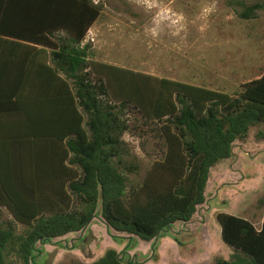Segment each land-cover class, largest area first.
I'll use <instances>...</instances> for the list:
<instances>
[{
    "label": "trees",
    "instance_id": "16d2710c",
    "mask_svg": "<svg viewBox=\"0 0 264 264\" xmlns=\"http://www.w3.org/2000/svg\"><path fill=\"white\" fill-rule=\"evenodd\" d=\"M261 10L264 2L244 6L240 17L251 20ZM103 11L95 0H17L13 11L5 9L0 40L52 50L48 97L67 111V129L62 136L22 138L20 155L34 159L0 160V213L12 216L0 214V264H38L43 246L84 231L96 218L110 235L130 236L127 251L153 242L157 255L155 241L172 237L171 229L191 222L206 203L212 168L264 125V74L231 95L97 61L87 37ZM19 83L23 97L28 82ZM39 102L45 106L43 97ZM128 109L157 125L165 147L140 180L132 179L141 168L128 158L124 140ZM217 221L238 256L215 264H264V221L261 229L226 213ZM93 264L145 263L110 249Z\"/></svg>",
    "mask_w": 264,
    "mask_h": 264
},
{
    "label": "rangeland",
    "instance_id": "374dc122",
    "mask_svg": "<svg viewBox=\"0 0 264 264\" xmlns=\"http://www.w3.org/2000/svg\"><path fill=\"white\" fill-rule=\"evenodd\" d=\"M95 2H103L104 11L90 30L87 43L93 46L99 62L231 95L264 74V10L251 20L240 17L244 6L264 0ZM125 117L131 124L124 136L128 158L141 168L132 179L140 180L163 156L164 142L155 123L147 122L133 109H128ZM220 213L245 218L257 229L262 227L264 125L253 127L246 140L234 144L233 156L212 168L206 203L198 208L191 222L177 223L170 231L172 237L155 241L157 255L152 252L153 242L142 241L130 250L136 251L137 257H126L127 247L121 257L145 264H215L219 258L235 260L238 254L222 239L217 221ZM0 214L5 220L12 219L6 210ZM99 220L95 219L94 225L102 229L100 236L107 238L105 222ZM92 234L82 231L43 246L48 255L38 259V264L97 261L112 249V243L101 237L96 241ZM112 234L124 236L123 240L130 238L127 234ZM166 240L170 245L164 244Z\"/></svg>",
    "mask_w": 264,
    "mask_h": 264
},
{
    "label": "crops",
    "instance_id": "0c3cea01",
    "mask_svg": "<svg viewBox=\"0 0 264 264\" xmlns=\"http://www.w3.org/2000/svg\"><path fill=\"white\" fill-rule=\"evenodd\" d=\"M16 2L17 0H0V24L3 16L6 15L5 9L13 11ZM46 65L52 66L51 49L25 42L0 40V160L34 159V155H20L19 145L22 138L36 134L62 136L67 129V111H63L62 108L56 109L49 101L51 87L47 85V82L50 81L51 75L47 72ZM21 80L28 82L26 85L28 91L23 93V97L19 89ZM16 87L17 92H15ZM41 97L45 101L44 107L39 102ZM96 219L99 220V218ZM94 221L84 231L94 232L92 235L96 241L99 237L107 243L110 240L112 243L110 248L121 254L128 240L119 242L112 240L106 224L104 226L107 238L100 236L102 229L99 226L96 227ZM165 243L170 245L169 240ZM105 254L103 253L100 258ZM124 254L127 255L126 257L139 255L136 251H127ZM47 255L46 251L39 259ZM93 263L86 262L85 264Z\"/></svg>",
    "mask_w": 264,
    "mask_h": 264
}]
</instances>
